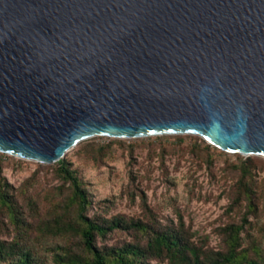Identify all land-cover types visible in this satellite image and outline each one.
I'll list each match as a JSON object with an SVG mask.
<instances>
[{
    "label": "water",
    "instance_id": "1",
    "mask_svg": "<svg viewBox=\"0 0 264 264\" xmlns=\"http://www.w3.org/2000/svg\"><path fill=\"white\" fill-rule=\"evenodd\" d=\"M177 135L264 158V0H0V153Z\"/></svg>",
    "mask_w": 264,
    "mask_h": 264
},
{
    "label": "rangeland",
    "instance_id": "2",
    "mask_svg": "<svg viewBox=\"0 0 264 264\" xmlns=\"http://www.w3.org/2000/svg\"><path fill=\"white\" fill-rule=\"evenodd\" d=\"M161 137L164 138L95 137L85 143L94 142L97 148L106 146L104 150L94 154L90 149L75 148L66 155L91 192L95 203L91 214L144 217L148 200L167 221L182 222L186 215L202 234V242L228 250L226 229L236 223L244 224L250 213L248 202L239 201L245 188L240 182L241 173L235 168L247 157L209 149L210 144L197 136ZM251 157L257 164L258 208L251 215L250 229L264 243V158ZM0 161L4 177L14 185L22 205L32 214L33 199L43 204V218L48 220L54 217L58 204L69 197L67 192L63 195L65 181L57 174L55 163L41 164L3 153ZM10 226H14L11 219L0 213V237L16 239ZM123 238L124 235H115L111 243L117 244Z\"/></svg>",
    "mask_w": 264,
    "mask_h": 264
},
{
    "label": "trees",
    "instance_id": "3",
    "mask_svg": "<svg viewBox=\"0 0 264 264\" xmlns=\"http://www.w3.org/2000/svg\"><path fill=\"white\" fill-rule=\"evenodd\" d=\"M85 142L76 148L90 149L94 154L106 148ZM207 148L219 151L211 145ZM55 168L65 181L63 195H70L58 204L54 217L47 220L40 201L32 200L33 214L22 205L14 192L16 188L3 175L0 161V213L11 219V233L14 235L15 230L17 235L15 240L0 237V264H264V243L250 229L251 215L258 208L257 164L252 157L235 164L245 188L239 201L248 202L250 213L244 224L236 223L226 229L230 248L225 251L202 242V234L186 215L182 222H169L148 200L144 217L92 215L95 203L91 192L73 164L65 157L55 163ZM115 235L125 238L112 244ZM61 239L65 243H54Z\"/></svg>",
    "mask_w": 264,
    "mask_h": 264
}]
</instances>
